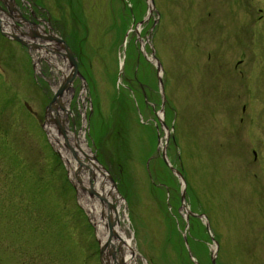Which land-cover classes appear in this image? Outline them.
<instances>
[{
  "label": "rangeland",
  "instance_id": "obj_1",
  "mask_svg": "<svg viewBox=\"0 0 264 264\" xmlns=\"http://www.w3.org/2000/svg\"><path fill=\"white\" fill-rule=\"evenodd\" d=\"M136 1L15 4L54 31L55 21L63 19L71 36L57 32L74 40L83 79L71 84L75 127L70 121L69 127L83 132L97 158L92 139L106 124L112 131L107 136L114 138H107L109 148L123 146L128 187L108 157L99 161L122 195L123 203L115 205L138 263L180 264L179 251L182 247L185 255L187 247L189 261L208 264L217 243L220 264H264V0H154L153 10L151 0ZM124 15L129 21L122 27ZM39 51L45 57L42 70L34 73L25 50L0 35V264H98L64 170L24 109L27 101L42 116L65 69L59 54ZM152 51L162 64L165 102L173 106L167 120L160 111L158 73L147 58ZM51 58L63 69L58 71ZM128 73L131 87L124 82ZM134 79L140 80L136 86L143 102L134 94ZM125 88L135 108L123 114V130L117 122L119 103L112 106V101L118 93L126 95ZM164 151L186 180L169 170L179 180L170 173L175 187L164 186L162 210L150 193L149 173L159 159L164 163ZM83 161L98 175L91 155ZM188 186L191 197L182 190ZM191 209L201 224L200 242L187 238Z\"/></svg>",
  "mask_w": 264,
  "mask_h": 264
},
{
  "label": "trees",
  "instance_id": "obj_2",
  "mask_svg": "<svg viewBox=\"0 0 264 264\" xmlns=\"http://www.w3.org/2000/svg\"><path fill=\"white\" fill-rule=\"evenodd\" d=\"M134 2V4L137 3L136 0H132ZM122 19V27L123 26H126L128 21H129V16L128 15H124L121 17ZM65 36L67 37L68 36H71V34L68 32V31H64ZM74 47V40L72 39H69L68 40ZM135 57V56H134ZM133 57V58H134ZM142 57V56H141ZM143 59V57L141 58ZM144 60V59H143ZM133 66V64H131V67ZM131 73H128L126 78L124 79V82L129 86L131 87L133 84H131L129 82V75ZM144 78L147 79V76H145ZM140 81V80H138ZM136 79H134L133 83H135V88L133 91H135V95L137 98H141V101L143 102V99H144V96L142 94V92L139 91V87L136 86L137 82H138ZM128 87V88H129ZM136 88L138 91H136ZM126 89V88H125ZM126 95H123L121 93H118L117 96L113 99L112 101V106L115 104V101L117 100L119 105H118V114L119 116L117 117V122L119 121L118 125L121 124L122 126V129L125 130L127 127L125 125V120L126 118L123 116L124 113H127L128 111H130L129 109H132L134 111V108H135V105H134V100H132L129 96V92H128V89H126ZM150 92H147L146 95H150L149 94ZM125 94V93H124ZM149 98V97H148ZM151 99V98H150ZM152 100V99H151ZM153 101V100H152ZM155 102V101H154ZM166 120L170 117V116H173V109H172V106L171 105H167L166 106ZM111 114H113V112H111ZM114 119L111 118V123ZM107 122V121H106ZM110 124V123H109ZM139 124V123H138ZM107 125H104L102 126V130H98V133L96 134V137H95V143H96V147H97V150H98V153H99V156L102 158V159H106L105 157H108L110 160V163L113 164L114 167H116L117 171H118V174L119 176L121 177L122 179V183L123 185H125V187H128L130 185L129 183V180H128V177H127V174L125 173V169H122V161L124 162L125 158H124V152H123V146L121 145H118L116 144V146H112V148L110 149L109 146L107 145V138L108 139H114L112 137V131L109 132L108 131V128H107ZM141 127L144 126V125H141L139 124ZM113 126V124H112ZM147 127V126H146ZM114 127H111L110 129L113 130ZM122 130V131H123ZM149 132H152V129L149 128L148 129ZM108 133H111L108 135ZM116 136V135H115ZM106 141V142H105ZM106 143V144H105ZM153 143V142H151ZM105 144V145H104ZM104 145V146H103ZM175 145V144H174ZM101 147L103 149V152H104V155L103 153L101 152ZM127 149V148H126ZM111 150V151H110ZM112 152L113 155L110 153ZM53 156V155H52ZM56 161L58 162L59 166L62 168V165L59 161L58 158H56L55 156H53ZM168 168V167H167ZM166 168V165L163 163V160L162 159H159V162L158 164L156 165L155 169L153 170V173H149V176H150V193L152 194V196L154 197L155 200L158 201V205L159 207L164 210V204L162 203L163 202V199L164 197L166 196V194H164V186H169V190L170 191H173V187L171 186H174L175 187V182L173 181L172 177H171V172L169 171V168L167 169ZM122 169V170H121ZM171 173V174H170ZM174 178V177H173ZM71 191V190H70ZM186 192H187V195L188 197H191V191L189 190V186L187 187L186 189ZM162 200V201H161ZM173 201V200H172ZM174 202V201H173ZM175 203V202H174ZM192 208V207H191ZM193 210V209H192ZM188 222L190 224V227H191V232L189 235H187V238L189 239V241L191 242H194L198 241V234H199V230H200V225L198 222V219L196 218V216H192L190 215L189 216V219H188ZM173 230L175 232V234L177 236L178 233L173 225ZM172 232V231H171ZM177 242V240H176ZM200 242V241H198ZM249 245V244H248ZM250 246V245H249ZM248 247V246H247ZM180 250V248L178 249ZM194 251V250H193ZM184 253L185 255L183 254L182 252V247H181V250L179 251V254H180V264H194L192 263L191 261H189L188 257H187V253H186V249L184 248ZM219 257V251H218V256L217 258ZM198 261L201 263V264H205L203 263L199 258H198ZM217 264H220L218 261H216ZM208 264H211L210 263V257L208 258Z\"/></svg>",
  "mask_w": 264,
  "mask_h": 264
},
{
  "label": "bare ground",
  "instance_id": "obj_3",
  "mask_svg": "<svg viewBox=\"0 0 264 264\" xmlns=\"http://www.w3.org/2000/svg\"><path fill=\"white\" fill-rule=\"evenodd\" d=\"M0 18H1V16H0ZM36 28L40 29L41 33H42V31H43L42 27L36 26ZM8 31H10V30H8ZM25 31H28V30H25ZM41 36L43 37V40L47 39V37L45 35L42 34ZM55 42H57V40H55ZM42 44L46 45L45 43H42ZM149 58H151V57H149ZM50 62L53 66L57 67L58 71L63 69V67H61L58 64L57 59L51 58ZM63 72H64V74L62 73V77L65 80V78H66L65 75H67V74L71 75V73L73 72V68H71V69L65 68V69H63ZM57 82L59 83V79ZM66 91H64V92H66ZM81 94H80V97H81V99H83L84 94L83 93H81ZM61 98H62V101L65 100L67 102L71 98V94L67 93L65 99H63V97H61ZM56 103H58V102H56ZM53 110L56 113V109L54 108ZM59 114L62 115L63 113L60 112ZM47 129H48L50 138L53 141L54 145L60 150L66 164L68 165V167H71L72 170L74 169L75 164L77 165L78 160H82V158H89L90 151L88 149V145L86 144V142L83 138V132L81 130L80 131H77L76 129L72 130L70 127H67L65 130V136H66L65 137L64 135L62 136L61 134H59L57 132L56 127H54V126L48 125ZM67 142L70 145H72L73 148L72 147L69 148V146L67 145ZM74 161H75V163H74ZM89 163L92 165V161H90ZM92 166L98 168V166H96L94 163ZM98 169H97V171H98L99 176L96 179V184L94 185V188L96 190H98L100 193L102 192L101 194L107 200H109V201L112 200L113 202L116 201L118 203H123V199H120V197L118 199V192L115 191L114 186L112 185L113 183L108 178L107 174H105V173L103 174ZM99 172H101V173H99ZM82 180L84 183H87L88 173H85L84 177L82 176ZM105 180H108L111 183L106 182ZM80 193H81L82 203L85 206V208L87 209L88 213L91 215L92 220L95 223L97 233H98L99 237L101 238V241H105L107 234H108V231L105 227L104 221L101 219V207H100L99 202L97 200L89 199L86 196V194L81 192V191H80ZM116 208H117V214L120 217L121 211H120L119 205H117ZM122 218H123V220H125L124 218H126V216L125 217L122 216ZM115 231H116V234L118 236L119 241L122 243V247H123V250L125 253V264H139L138 263V257L135 254V252H136L135 247L132 243V238L127 235L126 228L124 226H122L121 223L118 222Z\"/></svg>",
  "mask_w": 264,
  "mask_h": 264
},
{
  "label": "water",
  "instance_id": "obj_4",
  "mask_svg": "<svg viewBox=\"0 0 264 264\" xmlns=\"http://www.w3.org/2000/svg\"><path fill=\"white\" fill-rule=\"evenodd\" d=\"M8 14L10 16H12L9 12H8ZM28 22L31 25H34V26L36 25L34 23H31L30 21H28ZM0 28H1V19H0ZM11 28L14 29L17 27H15L13 24H11ZM2 33L5 34L6 36H10V37H13L14 39H17L24 44H30L31 46H34L36 48H41V45L34 43V41H27L26 42V40L23 37H19L18 34L15 32L14 33H8V32L6 33V32L2 31ZM21 34H22V36H24L23 33H21ZM28 35L31 39H35V37H37V36L41 37L43 39V37L41 35L37 34L36 32H32ZM46 37H47L46 40H52L53 42H55V40H57V42H55V43L58 44V48H50L49 46L46 45V47H44V49L46 51H52V52H55L57 54H60L63 57H66L69 60L70 69L73 68V72L71 73V75H69V74L66 75L65 80H63L60 83V85L57 87V89L54 92V96H53L52 100L50 101V103L46 107V122L56 124V128L58 130V133L61 135L63 134L65 136L64 124H62V120H61V117L59 115V109H62V111H64V112L66 111L63 104H62V98L61 97L64 95V93H65L64 91L69 90L70 84H71L74 76L75 75L81 76V75L77 69L76 60H75L70 48L68 47V45L60 37H58L56 35L48 34V35H46ZM63 50H64V53H63ZM152 54L154 56V51L152 52ZM154 58L156 59V62H157L156 68H157V70H159L161 68V64L155 56H154ZM158 81H159L160 88L163 91V80L160 78L159 75H158ZM163 101H164V98H163ZM56 102H58V103H56ZM53 107L56 109V113L54 112ZM161 109L163 110V107ZM67 145L69 146V148L71 147V145L68 142H67ZM92 158L96 161V166H98L99 170L104 174L105 168L98 162V160L96 159L95 156H93ZM164 159H165V151H164ZM78 164H79V167L74 173L76 181L78 183V186L83 191H87L91 197L97 196L99 198V200L101 201L102 206H106V209H105L106 211L103 214H105V216L107 218V224H108V228L110 230V235H109L108 240L104 244L103 248L101 249V262H102V264H124L121 259H120V261L114 260L115 253H114V249H113V244L111 242V238L117 236L116 231L114 229L115 228L114 225L118 222V216H117V212L115 209V205L113 204V202L108 201L101 193H99L98 191H96L94 189V184L92 181L94 179L93 171L87 165L82 163L81 161H79ZM81 166H85L88 168V171H89L88 187L82 182V179L80 177ZM105 174H107L108 178L111 180V182L114 185L115 183H114L112 176H110L108 173H105ZM75 187H76V185H75ZM112 212L114 213L115 216H112ZM106 252L111 253L113 260H111V261L109 260L108 256L106 255L107 254ZM212 263L214 264V257H212Z\"/></svg>",
  "mask_w": 264,
  "mask_h": 264
}]
</instances>
